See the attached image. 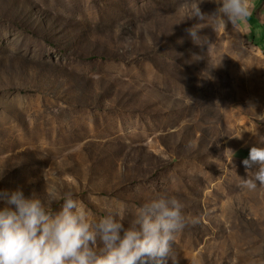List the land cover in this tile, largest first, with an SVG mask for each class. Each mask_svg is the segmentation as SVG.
Here are the masks:
<instances>
[{"label": "rangeland", "instance_id": "374dc122", "mask_svg": "<svg viewBox=\"0 0 264 264\" xmlns=\"http://www.w3.org/2000/svg\"><path fill=\"white\" fill-rule=\"evenodd\" d=\"M191 2L0 0V192L59 211L70 191L95 218L176 197L180 264H264V187L242 181L264 140L258 19Z\"/></svg>", "mask_w": 264, "mask_h": 264}, {"label": "clouds", "instance_id": "9594fccd", "mask_svg": "<svg viewBox=\"0 0 264 264\" xmlns=\"http://www.w3.org/2000/svg\"><path fill=\"white\" fill-rule=\"evenodd\" d=\"M202 2L192 0L185 18L238 27L254 11L251 0H211L217 7L206 16ZM200 27L185 30L198 45L208 43L198 35ZM255 107L249 105L256 114ZM257 116L264 119V113ZM225 151L232 159L236 155L232 149ZM242 164L248 173L243 186L264 187V140L250 148ZM0 201V264H180L175 240L188 221L176 197L160 196L131 211L106 208L99 218L70 191L63 194L59 211L38 195L25 197L21 189L0 192ZM129 212L132 219L125 228Z\"/></svg>", "mask_w": 264, "mask_h": 264}, {"label": "crops", "instance_id": "0c3cea01", "mask_svg": "<svg viewBox=\"0 0 264 264\" xmlns=\"http://www.w3.org/2000/svg\"><path fill=\"white\" fill-rule=\"evenodd\" d=\"M252 4L254 6V11L251 17L256 16L258 19L255 20L254 28H256L259 41L264 42V0H252ZM248 33L252 34L250 31V25Z\"/></svg>", "mask_w": 264, "mask_h": 264}]
</instances>
